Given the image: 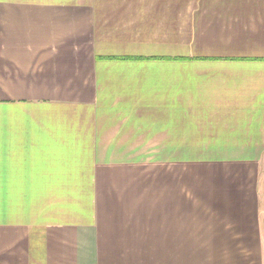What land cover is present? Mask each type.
Here are the masks:
<instances>
[{"label":"crops","instance_id":"obj_1","mask_svg":"<svg viewBox=\"0 0 264 264\" xmlns=\"http://www.w3.org/2000/svg\"><path fill=\"white\" fill-rule=\"evenodd\" d=\"M153 140L217 147L190 218ZM185 259L264 264V0H0V264Z\"/></svg>","mask_w":264,"mask_h":264},{"label":"rangeland","instance_id":"obj_2","mask_svg":"<svg viewBox=\"0 0 264 264\" xmlns=\"http://www.w3.org/2000/svg\"><path fill=\"white\" fill-rule=\"evenodd\" d=\"M153 125H158L157 123L153 122ZM171 125V124H170ZM171 152L166 151V147L159 145V140H153V145H132V146H122L119 147V153L118 154H128L130 156H133L135 158L143 157L146 159V162H138L140 165H145L149 168V165H151V169L155 170L157 168L156 166L160 165L161 163L155 161L150 162V160H162L165 157H175L181 155L182 158H178V163H172V166H169V176L172 178L175 177L176 173V165L178 164V171H183V185H184V208H185V214L187 218H190V216L193 214V210L191 209V205L193 203H202L203 207H206L205 204H207V201L209 199V187L212 185L213 182L212 179L208 176L212 173V169L209 168L210 163H207V161H201L197 159L198 157H217V147H204L201 149V147H193V146H180L175 147L172 146ZM201 149L203 151L201 154H199L198 150ZM200 155V156H199ZM174 160V159H173ZM175 161V160H174ZM180 162V163H179ZM183 162V163H182ZM170 164V163H169ZM220 164V163H219ZM156 165V166H155ZM211 180V181H210ZM155 181L153 177V182ZM77 200L80 197L78 194H73ZM83 196V195H82ZM71 197L70 195L68 196ZM158 198L162 199V196L158 194L157 188L155 187L153 190V194L149 200V203H151V207H156L160 203V209H161V202L158 201ZM76 200V201H77ZM209 200H215L214 198H211ZM72 201V200H71ZM73 203V205L70 207L71 211L74 212L77 210L78 202ZM193 202L192 204H190ZM205 203V204H204ZM157 208V207H156ZM77 212V211H76ZM198 212V211H197ZM204 214L209 215V211L204 208L202 210ZM65 210L57 209L56 210V216L58 214H64ZM78 213V212H77ZM94 217L96 220L98 219V215L95 212ZM154 213V212H153ZM202 214V213H201ZM46 220L42 215L37 217L36 219H32L28 222L25 227H31L34 228L36 225H39L43 223ZM15 221V220H10ZM193 262L192 259H185V264H191Z\"/></svg>","mask_w":264,"mask_h":264}]
</instances>
